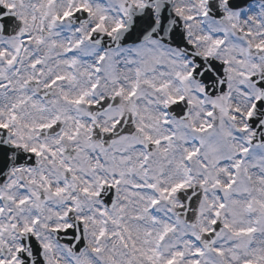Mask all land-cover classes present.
<instances>
[{"label": "snow or ice", "instance_id": "snow-or-ice-1", "mask_svg": "<svg viewBox=\"0 0 264 264\" xmlns=\"http://www.w3.org/2000/svg\"><path fill=\"white\" fill-rule=\"evenodd\" d=\"M0 264H264V0H0Z\"/></svg>", "mask_w": 264, "mask_h": 264}]
</instances>
